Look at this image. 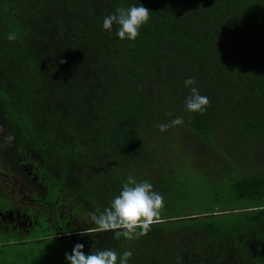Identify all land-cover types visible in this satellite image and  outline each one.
<instances>
[{
  "label": "trees",
  "instance_id": "1",
  "mask_svg": "<svg viewBox=\"0 0 264 264\" xmlns=\"http://www.w3.org/2000/svg\"><path fill=\"white\" fill-rule=\"evenodd\" d=\"M134 5L150 10L134 41L103 28ZM0 129V211L16 178L33 220L0 224V264H68L77 243L128 264H264V0H0ZM129 175L165 204L132 241L87 215Z\"/></svg>",
  "mask_w": 264,
  "mask_h": 264
},
{
  "label": "clouds",
  "instance_id": "2",
  "mask_svg": "<svg viewBox=\"0 0 264 264\" xmlns=\"http://www.w3.org/2000/svg\"><path fill=\"white\" fill-rule=\"evenodd\" d=\"M149 19L150 10L143 5H134L127 9L121 7L103 19V28L111 34L115 24L118 26L116 35L119 39L134 41L139 36L141 27ZM7 38L14 41L16 34L10 33ZM63 62V60L60 61V63ZM184 84L186 87H190V95L185 102L186 111L202 114L210 105L209 98L200 94L199 89L194 86L196 81L193 78H186ZM183 123V118L177 116L170 123H162L157 127L161 132H165L169 128ZM13 140L14 136L11 134L6 137L8 143ZM164 207V197L153 190V185L150 182H137L133 176L129 175L127 182L122 185L119 195L113 198L109 207H106L99 215L96 212H90L87 215L97 226V231H113L116 239L122 236L128 241H132L147 235L151 226L160 222ZM85 234V232L80 233L82 236ZM83 248V244L77 243L71 254H65L68 264H128L132 257L131 250H125L122 255L111 249L85 254Z\"/></svg>",
  "mask_w": 264,
  "mask_h": 264
},
{
  "label": "flooded vegetation",
  "instance_id": "3",
  "mask_svg": "<svg viewBox=\"0 0 264 264\" xmlns=\"http://www.w3.org/2000/svg\"><path fill=\"white\" fill-rule=\"evenodd\" d=\"M0 169H2V164L0 163ZM2 178V177H1ZM16 183H19V180L13 178ZM13 184L10 186L11 194L16 196L17 199V207L14 209H7L5 211H0V224L3 227L10 226L12 230H23L28 232V229L32 227V218L31 216L27 215L26 212L22 211V204H20L19 199L22 201L26 198V195L22 194V190L20 187L21 184ZM19 185V186H18ZM22 194V195H21ZM23 203V202H22Z\"/></svg>",
  "mask_w": 264,
  "mask_h": 264
},
{
  "label": "rangeland",
  "instance_id": "4",
  "mask_svg": "<svg viewBox=\"0 0 264 264\" xmlns=\"http://www.w3.org/2000/svg\"><path fill=\"white\" fill-rule=\"evenodd\" d=\"M7 186L9 187V186H11L10 184H7ZM1 187H2V183H1ZM10 191H11V188H10Z\"/></svg>",
  "mask_w": 264,
  "mask_h": 264
}]
</instances>
